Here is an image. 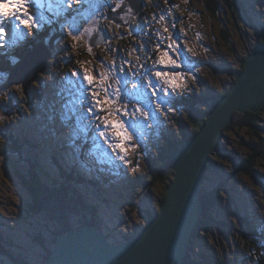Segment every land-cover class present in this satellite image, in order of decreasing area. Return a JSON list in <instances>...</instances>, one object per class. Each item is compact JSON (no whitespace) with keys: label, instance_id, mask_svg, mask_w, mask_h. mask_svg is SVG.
Here are the masks:
<instances>
[{"label":"rangeland","instance_id":"374dc122","mask_svg":"<svg viewBox=\"0 0 264 264\" xmlns=\"http://www.w3.org/2000/svg\"><path fill=\"white\" fill-rule=\"evenodd\" d=\"M1 1L0 10L5 4H9V11L12 10L11 3L15 0ZM144 1L142 11L136 14L125 0H74L71 6L70 0H24L17 14L25 19L30 17V26L16 27L18 21L7 22L14 25L12 51L20 50L29 42L35 41L34 30H38L43 23H46L51 14L57 17L62 25H65L66 30L59 42L57 59L52 60L45 75L40 76L45 84L35 81L28 97L23 95L20 86L15 84L0 91L1 136L6 137L11 127L23 146V157L29 158L37 155L38 150H33L31 146H28L29 143L40 144V151L49 154L60 141V157L72 162L75 160L76 151L73 146L76 147V142H83L81 132L88 130L91 132L90 138L95 139L96 148L93 150L96 152L87 162L97 165L117 164L119 165L117 168L127 173L130 181L136 180L138 176L143 177L147 169L140 153L143 142L151 146L154 140H160L162 132L175 136L178 130L175 121L177 113L174 115L172 107L171 110L168 109L171 96H181L192 90L204 92L208 91L207 89L224 90L232 84L233 79L224 71V67L239 66L240 57L246 52L244 46L252 42L254 36L252 28L247 27L248 20L243 13L241 14L239 2L232 4L230 9L225 0H216L215 4H211L209 0ZM242 1L245 7H264V0ZM117 4L121 7L113 11ZM56 6L59 9L55 12L52 8ZM215 6L217 7L216 12H214ZM107 7L111 10L106 9ZM103 9L104 13L101 11ZM25 12H27V17L24 16ZM235 13L237 16L234 15ZM162 16L164 19H160ZM109 19L112 20L109 21ZM167 20L170 21L171 27L165 32ZM102 31L103 43L90 45V40ZM73 35L78 39L73 40ZM173 40L176 41L173 47L177 51H172L167 47ZM1 41L9 44L5 31L0 34V43ZM157 44L160 45L162 51H169V55L180 65L175 71L185 73L181 88L167 97V104L160 108H157L160 100L152 95V89L147 87V82L142 77L132 75L133 72L141 70V65L146 64L151 68L155 64L159 55L156 51ZM142 45L146 46V51L135 50ZM116 49H119V52H116ZM122 61H127V63ZM81 62L92 71L93 76L98 78L101 72L108 76V79L99 85L101 96L104 95L103 90L106 86L111 84L113 90L117 87L123 90V94L126 95L124 102L130 101L131 106L141 107L149 114L147 118L137 114L134 127H129L128 123H125L126 131L133 136L131 143L136 144L139 141V147L135 150L125 145L128 148L127 157L132 162L127 166L118 158L117 152H114L98 136L94 130L93 120L86 115L82 107L79 82L71 76V72L78 69ZM121 68L124 69L123 72L120 71ZM158 68L164 71L173 70L167 66V60H165V65L158 66ZM53 77L64 81L73 94L61 95L54 91L49 86ZM192 77H195V80ZM137 88H142V93L138 95L145 97L144 99L137 95ZM44 103L52 104V108L55 107L57 111L48 115L47 105L43 107ZM51 116L53 117L52 124L44 128L42 119L48 118L50 122ZM117 119L126 120L124 117H117ZM68 121L71 123L70 126ZM51 125H55L57 133L55 140H53ZM255 140L254 135L246 129L238 130L236 134L231 133L225 144L227 156L217 162L218 169L228 174L232 173L240 159L248 155L249 143ZM109 142L115 143L111 137H109ZM1 144L0 137V146ZM137 162L138 170L133 172V168L137 167ZM26 167L27 163L15 154L0 155V216L7 218L9 224L7 232L13 244L21 246L24 258L35 264L37 260L42 263L43 253L39 244L34 240V235L37 231L42 234L39 235L43 239L48 241L52 225L39 216H31L27 210L30 196L16 172L18 170L25 172ZM257 171L261 176L260 181H252L245 174H239L231 180V185L232 187L235 185L240 192V197L235 198V203L238 205L237 212L245 214L251 221L260 222L264 228V167H258ZM217 178L214 177V180ZM116 184L122 187V178H118ZM109 199L111 209H102L100 212L104 218L102 221L109 228L118 229L116 231L121 233L130 231L136 233L147 224V217L140 209L144 206L143 202L140 201L139 209L135 208V211L130 214L126 209L127 200L120 201L112 196H109ZM127 199L133 204L136 201V197H131V194ZM151 200H147L149 203L147 205L155 209V204L151 203ZM224 205L228 216L234 213L235 204L227 195L224 197ZM0 264L16 263L0 256Z\"/></svg>","mask_w":264,"mask_h":264},{"label":"trees","instance_id":"16d2710c","mask_svg":"<svg viewBox=\"0 0 264 264\" xmlns=\"http://www.w3.org/2000/svg\"><path fill=\"white\" fill-rule=\"evenodd\" d=\"M225 1L230 9L235 2L240 3L241 14L243 13L248 20L247 27L254 31L253 41L244 46L246 52L240 57L239 66L223 68L233 79V84L238 73L244 68L243 63L247 54L255 46L264 45V7H245L241 3L242 0ZM209 2L217 3L216 0H209ZM216 8L215 6L214 12ZM238 15L240 16V13ZM232 17L234 18L233 15ZM45 26L41 28L42 31L48 28V25ZM48 33L49 30L46 33L42 32L43 36ZM58 35L55 34V36ZM54 41L55 38L52 37L50 47H53ZM4 56L6 55L0 51L1 80L4 75L8 74L11 67V62L6 61ZM232 84L224 90L207 89L206 92L192 90L183 96H174V115L177 113L175 121L178 127L175 136L162 135L160 140L153 143L152 148L143 142L141 153L146 163V173L143 177L138 176L133 181H130L128 177L124 180L123 184L129 188L126 197L130 194L131 197H136L134 204L127 200L126 209L130 214L135 211V208L139 209L140 201L144 204L140 209L146 217H150L154 211L159 210L172 180L173 155L185 141L192 138L202 128L211 109L226 95ZM241 129L249 130L256 140L249 143L248 155L241 158L235 170L228 174L219 170L216 164L227 156L225 144L231 133L236 134ZM1 135L2 133H0L2 142L0 155L5 156L16 152L27 163L25 172L16 171L21 184L30 196L27 210L31 216H39L52 225L48 241L43 239L42 234L37 231L34 235V240L44 252L42 263L37 260V264L47 263L55 238L62 232L81 226H103L104 222L100 212L102 209H111L110 195L107 192L112 195L120 192L112 184V179L97 175L98 183L93 180L88 184L79 178L76 171L66 169L65 165L56 160L53 155L50 159H46L47 167L40 162L41 157L38 153L34 157H23V146L18 137L14 136V133H8L6 137ZM88 145V142L82 144L81 149L88 150ZM28 146L32 147V143ZM209 160L210 163L205 167L201 193L203 213L190 241V251L184 264H264V230L262 227L252 225L245 214L237 212L238 205L235 203V197L239 191L235 185L233 187L231 185V180L239 174H245L252 181H260L261 176L257 168L264 167V108L258 112L247 111L244 114L234 112L232 120L224 129L220 146L209 156ZM212 176L218 178L214 180ZM125 191L126 189L123 192ZM226 195L235 204L234 216L233 214L228 216L226 213L224 205ZM148 199H152L151 203L154 202L155 209L147 205L149 204ZM8 226L7 218L0 216V232L5 231ZM134 234L131 231L125 234L113 233L124 239ZM0 256L16 264H31L24 261L19 246L13 244L11 237L1 233Z\"/></svg>","mask_w":264,"mask_h":264},{"label":"water","instance_id":"95a60500","mask_svg":"<svg viewBox=\"0 0 264 264\" xmlns=\"http://www.w3.org/2000/svg\"><path fill=\"white\" fill-rule=\"evenodd\" d=\"M127 1L135 12L140 11L139 0ZM49 58L50 50L39 43L14 65L3 86L19 84L26 92ZM243 66L202 128L173 155L165 200L146 227L121 243L112 242L102 228L67 230L56 236L46 264H184L203 213L201 193L209 156L220 146L234 112L264 108V45L255 46Z\"/></svg>","mask_w":264,"mask_h":264},{"label":"snow or ice","instance_id":"6c2138e0","mask_svg":"<svg viewBox=\"0 0 264 264\" xmlns=\"http://www.w3.org/2000/svg\"><path fill=\"white\" fill-rule=\"evenodd\" d=\"M71 2H74V0H70V6ZM23 3L24 0H15L14 3H11V11H9V4H5L3 6L4 10H0V34L4 33L6 22L18 21L16 27L23 25L27 28L30 26V17L25 19L17 14L20 12ZM120 7L121 5L117 4L113 11ZM129 11H131V9H129ZM24 16L27 17V12L24 13ZM160 19H164V17L162 16ZM164 31L167 32L168 28L166 27ZM72 39L77 40L78 37L73 35ZM175 44L176 41L173 40L172 43L167 46L168 49L177 51V49L173 47ZM109 50L112 51V49ZM135 50L146 51L147 49L146 46L142 45ZM115 51L119 52V49H116ZM156 51L159 55L155 60V64L151 68L146 64L141 65V70L133 72L132 75L142 77V79L147 82V87L152 89V95L160 100V103L157 104V108H160L167 104V97L171 96L177 89L181 88L185 73L175 71L180 65L177 64L176 59H173L169 55V51H162L159 44L156 46ZM165 60H167V66L173 70L164 71L162 68H158V66L165 65ZM122 62L127 63V61ZM80 70H82V72ZM120 71L123 72L124 69L121 68ZM71 76L75 77L79 82L82 107L85 109L86 115L93 120L95 124V132L104 140L105 144H108L114 152H117L118 158L125 166L132 163L127 157L128 148L125 147V145L127 144L128 147L135 150L139 147V141H137L136 144L131 143L133 136L129 135L126 131L125 123L127 122L129 127H134L137 114L145 118H147L149 114L141 107L131 106L130 101L124 102L126 100V95L123 94V90L119 87L113 90L112 85L108 84L103 90L104 95L101 96L99 85L101 82L108 79V76L104 72L99 73V77L97 78L93 76L92 71L85 67V64L81 62L78 69L71 72ZM153 77H155V79H153ZM192 78L195 80V77ZM117 83H119V81H117ZM168 109L171 110V105H168ZM117 117H124L126 120H119ZM109 137L115 141L114 144L109 142ZM138 167L139 165L137 162V167L133 168V172H136Z\"/></svg>","mask_w":264,"mask_h":264},{"label":"bare ground","instance_id":"6f19581e","mask_svg":"<svg viewBox=\"0 0 264 264\" xmlns=\"http://www.w3.org/2000/svg\"><path fill=\"white\" fill-rule=\"evenodd\" d=\"M0 3H1V2H0ZM98 11H100V10H98ZM101 11L104 13V10H101ZM102 15H104V14H102ZM98 17H99V16H98ZM98 17H97V20H99Z\"/></svg>","mask_w":264,"mask_h":264}]
</instances>
